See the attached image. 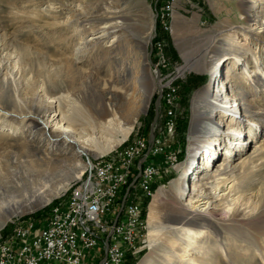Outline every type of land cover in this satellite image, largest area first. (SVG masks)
<instances>
[{
  "label": "rangeland",
  "instance_id": "374dc122",
  "mask_svg": "<svg viewBox=\"0 0 264 264\" xmlns=\"http://www.w3.org/2000/svg\"><path fill=\"white\" fill-rule=\"evenodd\" d=\"M240 1L185 0L183 2V0H179L175 11L170 16L168 35L171 41L168 43L165 40V51L171 62V70L177 74H183L181 80L188 85L194 78L205 76L207 73L214 80L217 78V83L214 88L211 85L212 80L207 84L209 77L207 75L205 82L199 83L200 85L197 88L194 87V90L189 94L181 90L182 99L189 105L187 111H185L186 105L184 109L188 114L187 118L182 115L178 128L173 135L169 136L168 142L176 144L179 141L182 152L186 145L185 156L181 159L182 152L176 153L177 161L173 164V173L163 178L155 188V195L161 189L165 193L158 206V218L155 223L160 232L164 231L165 234L163 232L160 234L158 245L152 249L149 241L151 225L148 222V237L146 233L145 247L140 253L142 255L132 256L136 260L132 264H141L148 255H154V258L152 257L155 259L154 264H167L165 261L167 255L161 250L164 249V245H170L169 242L172 239L178 242L176 247L187 244L183 243V239L187 241L188 234H184L183 239H180L181 236L172 234L179 229L180 224L174 223V220L183 217L181 209L184 208V203L188 199V187L201 178L200 192L209 193L208 185L205 183L212 181L215 171L225 164L227 169L225 175L235 174L236 181L239 182L241 181L240 176L243 174V178L249 182L245 189L247 191L244 192L246 198L244 197L242 202L248 203L255 200L258 204L260 203L261 197L259 198L257 192L260 189H258L260 183H264V111H262L264 110V96L263 101L257 103L260 110L254 111L259 113L257 122L260 126L257 129H252L253 134L249 133L248 126L252 121L248 116L254 114L243 113V110L244 116L241 117V120L245 121V124L242 123L238 126L231 121L230 115H223L222 111L217 110L213 117V123L220 121L222 130L219 132V136L214 135L212 144L207 148L201 147L194 155L193 160L190 158V121L193 122L195 114L202 118L203 115L208 116L206 114L210 111V108L204 103L205 100L202 97L199 98L198 94L207 86L213 88L214 93L217 85L220 86L221 82H224L223 88L231 90L237 98L244 88L240 83L242 81L240 79L241 66L233 65L232 56L228 54L233 49L229 38L234 34H237L240 39L243 38L244 27L248 25L250 19L256 18L254 14L258 9L256 8L258 0H250L253 7L249 14L243 10ZM155 3H158V0H0V60L3 56L6 60L11 59V64L8 66L10 67L8 79L0 85L4 90L3 95H0V105L10 113L6 117L0 115V217L7 206L11 205L15 208L16 203H28V201L40 199L42 196L37 191L44 192L70 182L67 190L54 196L50 200L51 203L44 204L49 203L47 206L42 207L44 206L42 205V208L39 207V210L31 213L28 211L33 210L18 213L19 216L13 218V221L0 231L1 239H5L6 235L12 233L15 224L21 222L27 224L32 220L41 219L51 209L68 201L77 190L82 188V182L86 181V176L93 169V164H100L101 161L116 157L129 144H140V136L143 134L144 127L146 133L150 132V126L154 119V102L158 95L157 79L154 72L150 74L142 67V62L143 57H147L145 48L149 47L153 32ZM126 8L134 10L133 13L132 11L129 13L130 10L124 12L123 10ZM72 9H76L77 13L81 12L84 16L92 15L91 13L96 15V22L91 23L92 30L90 31L92 32L102 24H114L115 20L114 22H112L113 20L106 21L107 17L103 13L105 9L117 12L118 15L124 14L127 20L118 33L107 34L101 42L96 44L93 42L85 51L80 52L78 50L80 49L79 43L81 37L86 36V33H82V26L79 27L76 24L77 19L72 18ZM260 11L257 26L262 30L260 38L264 41V7H261ZM160 15L164 18V12H160ZM69 17L72 19H68ZM120 20L123 21V18ZM130 26L137 36L140 35L141 39L139 40H142L140 44L143 53L135 47L132 37L134 35L132 33L130 35L126 31ZM4 43L7 45L5 50L2 45ZM13 52L18 56H20V52L22 53L21 60L19 59L20 62H18L20 65L14 64L16 58H14ZM262 56L264 59V53ZM197 63H199V69H184L186 64L194 66ZM214 63H217V73L212 76L210 68L214 66ZM5 66L4 63V69ZM221 67L224 71L223 76L218 78ZM19 68L21 71L24 70L21 78L17 75H10V71L15 72L20 70ZM144 71L148 73V81L143 75ZM44 72L46 73L44 74ZM44 75L47 77L51 75L49 84H47L50 95L59 96L64 92L75 101L81 104L84 102L89 106L94 105L100 98H105L106 102L113 101L119 105L124 103L126 109L135 110L130 121L134 125L132 133L115 149L104 155L93 154L90 151H81L82 154L78 155L74 154L72 150H67L60 157V160L63 161H57L60 151H52L54 156L51 152V140L54 139L51 134H54L53 131L56 129L51 126L54 123L51 119L55 114L56 103H50L48 96L43 95ZM26 78L29 79V82ZM34 79L37 80V83L33 87ZM139 81L142 83L141 86ZM204 84L207 85L196 92ZM36 93L43 95L42 99H39L35 95ZM245 94L242 98L246 101L247 95ZM150 98V106L145 112ZM249 99H251L250 96ZM63 102L62 108L68 109L69 102L66 99ZM185 119H188V123L185 129L184 145L180 129ZM31 120L37 121L42 128L33 126L30 123ZM46 121H49L48 125H46ZM208 121L206 120V124L209 125L211 122ZM78 123H76L77 128H81L82 125ZM241 130H243L241 134L243 136L236 134ZM106 136L111 137V135ZM199 136L197 140L199 138V140H204L207 134L204 132ZM244 138L246 142L242 144L241 140ZM241 145L244 146V150ZM187 147L188 152H186ZM217 155L219 157L216 160ZM251 155L254 157L251 166L253 170L249 175H246V172L242 173L241 165L244 158ZM187 157L188 159L185 161ZM48 160L53 162L49 163ZM89 162L91 163L90 167H88ZM27 171L31 176L33 175L31 178L35 179V184L26 182ZM188 177L190 182H187ZM16 178L22 179V181L16 182ZM173 183L178 184L180 190H177ZM132 184L128 187L125 204L133 202L136 199L135 194H138L139 183ZM221 189L226 192L227 188L223 186ZM263 202L261 200L260 206L262 207H264ZM150 205L148 203L147 213H149ZM48 206L51 207L41 218L34 215L38 211L45 210ZM122 209L121 207L120 213ZM210 211L213 212L217 220L221 219L222 209L213 207ZM246 217L240 215L231 226L222 225L220 221L218 231L221 233L219 232V237L212 236L208 243V245L210 244L209 250L206 245L200 246L197 242L193 245L190 253L208 255L210 258H205L206 264H264V225L256 223L255 218L251 216L247 215ZM129 258L130 256L127 260ZM176 261L179 262L175 258Z\"/></svg>",
  "mask_w": 264,
  "mask_h": 264
},
{
  "label": "bare ground",
  "instance_id": "6f19581e",
  "mask_svg": "<svg viewBox=\"0 0 264 264\" xmlns=\"http://www.w3.org/2000/svg\"><path fill=\"white\" fill-rule=\"evenodd\" d=\"M240 3L242 4L241 6L243 7V10L247 14H249L251 12V8L253 7L252 5L253 3H251L250 0H241ZM261 7H264V0H258V5H256V8L258 9L256 13L254 14L256 18L250 19L248 25L244 27L242 39H240L237 36V34H234V36L229 38L230 42H232L233 44V49L231 50V52H228V54L232 56L231 58L233 60L232 61L233 65L238 64L241 66L240 68L241 78L240 79H242V81L240 83L244 86V88H242L243 91H241V93H239V96L235 98L236 96L232 94L231 90H229L226 87L223 88L224 82H221L220 86L217 85V89L214 91V93H213V88H211L210 86H207L203 91H201L198 94L199 98L202 97V99L205 100L204 103H206V106L210 108V111L208 114H206L208 116L205 117L203 115L202 118L198 117L195 114L193 118V122H192V127H194V125L195 126L198 125L199 122H202L204 120H210L212 123H211L209 130L205 132L207 136L205 137L204 140H199L200 138L197 140L199 135H196V132H195L196 130L193 131V129H191V134H190V137H191L190 158L191 160H193L194 155L198 152V150L201 147L203 148L205 146L207 148L208 145L212 144V140H214L213 138L214 135L219 136V132L222 130V126L219 124L220 121L213 123V117H214L215 111L217 110L222 111L223 115H230L231 121L235 122L236 125L238 126L242 123L245 124V121L241 120V117L244 116L243 113H246V114L248 113L250 115L254 114L253 116H248L250 120L252 121L250 122L251 124H249L248 126V129H250L249 131L250 134H253V130H252L253 128L257 129L260 126V124L257 122V118H258L257 116H259V113L254 112V111L260 110L257 103L263 101L262 99L264 96V62H263L264 59L262 56V54L264 53V41H262V39L260 38V33L262 32V30L260 29L259 26H257L259 22L258 16H260L259 13L261 12L260 11ZM72 11H73V13L71 12L72 18L77 19L76 24L79 27L82 26L81 28L82 33H86V36L83 35L81 37V42L79 43L80 49L78 50H80V52L85 51L93 42L95 44L97 42H101L103 38L106 37L107 34H110L112 32L118 33V31L122 29L121 27H123V24H125V21L127 20L124 14L118 15L117 12H113L110 9H105L103 13L107 17L106 21L113 20L112 22H114L115 20L114 24H111V25H107L108 23H106L105 25L102 24L101 27H99L96 31L92 32L90 31L92 30L91 23L93 21L96 22L95 21L96 15L94 13H91L92 15L87 14V16H84L81 12L77 13L76 9L75 10L72 9ZM131 11L133 13L134 10H130L129 13H131ZM153 11H154V16H156L155 9H153ZM157 13H158V10H157ZM72 18L69 17L68 19H72ZM121 18H123V21L120 20ZM153 29H154V26H153ZM129 30L132 32L131 26ZM4 36H6L5 33H4ZM140 42L142 43V40L141 41L138 40L139 44L137 45L139 46V48H142ZM2 45H3V49L5 50L7 48L6 47L7 45L5 43ZM234 45H236L235 48H234ZM27 48L29 47L27 46ZM13 54H14V58H16V60L14 61V64L17 66L18 62H20L19 59L21 60L22 53L21 52L19 53L20 56H18L17 53L15 54V52H13ZM10 60L11 59H8V60L4 59V56L2 60H0V85L2 84V82L8 79V74H9L8 71L10 68L8 66L11 64ZM4 63L6 65L5 69H4ZM191 65L186 64L184 66V69L186 68H196V69L198 68L199 69V63L195 64L194 66H191ZM216 69H217V63H214V66L210 68L212 76L216 75L217 73ZM23 71H21V69L15 72L10 71L11 73L10 75L11 76L17 75L19 78H21ZM45 73L46 72H44V74ZM154 73L156 74V72ZM177 75H183V74L178 73ZM50 76L51 75H49L48 77L47 76L44 77L45 86L43 87V95L48 96L50 103H56V109L54 110L55 114L53 115V118L51 119V121L54 122L51 126L56 128L53 131L54 134H51L52 138H54L53 140H51L52 141L51 152L60 151L58 152L59 157L57 161H63V160H60V157L63 156V154H65V151L67 150H70V151L72 150L74 151V154H78V155L82 154L81 151L82 152L90 151L93 154L104 155L110 152L111 150L115 149L119 144H121L125 139H127L128 136L132 133L134 125L130 121L132 119V116L134 115L133 113L135 112V110H131L129 108L126 109L124 103H122V105L121 104L119 105V103L113 102V101L106 102L105 98H100L99 100L96 101L94 105L89 106L85 104L84 102L83 104H81L75 101V99H72L69 94H64V92L59 96L50 95L48 92L49 89L47 88V84H49V81H50L49 80ZM13 79H16V78H13ZM216 79L217 78H215V80ZM27 81L29 82V79ZM42 82L41 84H43ZM36 83H37V80L33 82L32 86L34 87ZM213 83L214 85L216 84L215 81H213ZM3 91H4L3 86H1L0 95H3ZM244 94L247 95L246 101L242 98L244 97ZM35 95H37L39 99H42L43 97V95L41 94L38 95L36 93ZM249 96L251 97V99H249ZM124 97L127 98V96H124ZM65 99L69 102L68 104L69 107L66 110L62 108L63 107L62 104L64 103L63 100L65 101ZM150 103H151V98L149 100L148 106L150 105ZM241 106L243 107L241 108ZM228 107H232V108H228ZM9 114L10 113L6 110V108L0 105V115L6 117ZM254 121L256 122L253 124ZM30 123H32L33 126L35 127L42 128V126L35 120H31ZM76 123L82 125V127L77 128ZM48 124H49V121H46V125ZM242 133H243V130L237 131L236 134H238L239 136H243L241 135ZM104 134L111 135V137H107ZM241 142H243L242 144H244L246 142L245 138L242 139ZM177 143H179V141ZM242 146L243 145H241V148H243L244 150V146L243 147ZM31 148L34 149L33 146H31ZM52 155L54 156L55 154H53L52 152ZM108 161L109 159H107V161L105 160L101 161V163H107ZM176 161H177V156L175 157L174 162ZM47 162L52 163L53 161L48 160ZM253 162H254V157L252 155L250 157L244 158V160L242 161V165H241L242 173L246 172V175H249V173L253 170L251 167ZM90 166H91V163L89 162L88 167ZM93 169H94V164H93ZM226 171L227 169H226V164H225L224 166H222L221 168H218L215 171V173L213 174L212 181L205 183L206 185H208L207 188L210 191L209 193L205 191L204 193L200 192V188H201L200 179L201 178L198 179L199 180L198 182L195 181L192 183V186L190 185L188 187V190H187L188 194L186 193L188 199L186 203H184V208L181 209V213L183 217H180L174 220L175 221L174 223L180 224L179 229L177 230L176 233L174 232L172 234L176 236H181L180 239H183L184 234H188L187 241L183 239V243L185 242L187 244L185 245L182 244V246L176 247L175 245L178 242H175L173 239L170 242L168 241L171 244L170 245L168 244L167 246L164 245V249H161L162 251L165 252L164 254L167 255V257L165 256V258L167 259L165 260L167 264H206L205 258H208V259L210 258L208 255L199 254L195 252L190 253V252L193 249V245L197 244V242L200 246L206 245V248H208L209 250L210 244L208 245V243L212 239V236L215 235L219 237L221 233V231H218V229H220L218 226L220 221L222 225L231 226L233 225L234 221L238 220V217L240 215L241 217H246L248 215V216L255 218L256 223H260V225L262 223L264 225V207L260 206L261 200L264 201V183H260L261 185L260 187H258V189L259 188L260 189L257 193L259 194V198L261 197V200H259L260 201L259 204L257 201L255 202L254 199H253L254 202L249 201L248 203H243L242 201H243V198L245 197L244 192L247 191L245 189H247V185L249 184V182H246V180L243 178V174L240 176L241 181L237 182L236 181L237 177L235 176V174L225 175ZM139 172L140 170L138 171V175H139ZM26 174H27V177L25 176L26 182L35 184L36 182L35 179L31 178L33 175L31 176L28 171L26 172ZM28 177L30 178L27 179ZM16 179H17L15 180L16 182H18V180L22 181V179H18V178ZM187 179H188L187 181L190 182L189 177ZM69 183L70 182L64 183L62 184V186L56 187L54 189H47L44 192L37 191L42 196V198L40 199H36V200L30 199L31 201H28V203H22V202L16 203L15 208H13L14 213L17 214L16 217L19 216L18 213H22L28 210L38 209L39 207L44 205L46 202H50V200L54 196L67 190V188L70 185ZM173 184L178 190L179 185L175 183ZM132 185L134 186V184ZM154 186L153 188H155ZM223 186H226L227 188L226 192H223V190L221 189V187ZM137 188H139V186ZM127 192H128V189H127ZM255 194H256V191H255ZM126 195H125V200L127 197ZM163 195H165V193H163V190L161 189L157 192L155 197H153L154 198L152 199L153 201L150 198V201H152V203L149 202L151 204L149 213H147L148 211L147 202H145L144 204V208L146 209L145 216L147 220V237H148V229H149L148 222H149V225H151V230L149 233V241H150L151 248L158 245L160 234H162V232L163 234H165L164 231L160 232L158 227L155 225L156 220L158 218V206L160 202L162 201ZM133 202L130 201L128 204H132ZM60 206L61 205H58L57 207H54L53 209H58ZM185 206H189V207H185ZM213 207L214 208L219 207L220 209H222L221 219L217 220L213 212L210 211V209ZM2 215L3 213L1 214V216ZM241 220H244V219H241ZM2 221L6 223V221L8 220H6L5 218ZM34 223L35 221L32 220L28 222L26 225H33ZM152 257L154 258V255L153 256L148 255L141 264H154L155 259H152ZM175 258L176 260L178 259L179 262L177 261L175 262Z\"/></svg>",
  "mask_w": 264,
  "mask_h": 264
},
{
  "label": "built area",
  "instance_id": "2783aa9c",
  "mask_svg": "<svg viewBox=\"0 0 264 264\" xmlns=\"http://www.w3.org/2000/svg\"><path fill=\"white\" fill-rule=\"evenodd\" d=\"M178 1L156 3L158 12H164L160 21L166 31ZM165 45L157 20L152 59L160 68L163 92L153 141L151 126L149 133L144 127L140 145L130 144L107 163L94 164L82 188L58 209L33 225L15 224L10 235L0 238V264H124L142 252L147 233L144 204L153 199V186L173 173L176 152H182L181 144H171L168 138L184 113L183 77L171 70ZM132 183H139V191L132 204H125Z\"/></svg>",
  "mask_w": 264,
  "mask_h": 264
},
{
  "label": "water",
  "instance_id": "95a60500",
  "mask_svg": "<svg viewBox=\"0 0 264 264\" xmlns=\"http://www.w3.org/2000/svg\"><path fill=\"white\" fill-rule=\"evenodd\" d=\"M124 1V0H123ZM155 7H154V9H155V11H156V16H155V20H154V29H153V34L151 35V37H150V46L148 47V48H145V50H146V52H147V58H145V57H143V62H142V64H144L143 65V67H144V69H146V71H148V73H153V72H156V79H157V88H158V95H157V98H156V100H155V102H154V119H153V122H152V124H151V132H150V140L151 141H153V139H154V137H155V133H154V126H155V124L158 122V119H159V114H160V106H161V100H162V92H163V83H162V80H161V75H160V68L159 67H157L156 66V64L154 63V61H153V59H152V52H153V41H154V39H155V37L157 36V18H158V13H157V8H156V3H155V5H154ZM127 10H130L129 8H126L125 10H123L124 12H126ZM128 12V11H127ZM128 24V23H127ZM130 28L129 27H127V31H129V34L130 35H134V36H132L133 37V39H134V44H135V47L137 48V49H139V50H141V53H143V49L141 48H139V46L137 45V44H139L138 43V40L140 39V35H138L137 36V34L135 35V33L136 32H134V31H130L129 30ZM132 29V28H131ZM132 33V34H131ZM137 38H136V37ZM145 56V55H144ZM222 68V67H221ZM220 68V70H222V71H220L219 73V76L220 77H222L223 76V69H221ZM156 69V70H155ZM142 71H143V69H142ZM141 71V72H142ZM146 71H144V76H146V80L148 81L149 79H147L148 78V73L146 72ZM207 75L209 76L208 77V81H207V84L212 80V86H213V88H214V83H213V78L211 77V75L209 74V73H207ZM141 76H142V73H141ZM218 76V77H219ZM216 83H217V79L216 80H214ZM146 82V81H145ZM144 82V83H145ZM139 83H140V86L142 85V83L139 81ZM147 83V82H146ZM207 84H204V85H202L199 89H197L196 90V92L198 91V90H200L201 88H203V87H205ZM150 106V105H149ZM148 106V107H149ZM148 107H147V109H148ZM147 109H146V111L145 112H147ZM191 110H192V102H191ZM192 114V113H191ZM191 117H192V115H191ZM210 121V120H209ZM211 122V121H210ZM212 123V122H211ZM211 123L208 125V124H206V120H204V121H202V122H199V124L198 125H194V127H192V121H190V124H189V134H190V132H191V129H193V131H195L196 133H197V135H200L201 133H203V132H207L208 130H209V128H210V126H211ZM186 152H188V147H187V151ZM189 154L187 153V156H188ZM218 155L215 157V159L217 160L218 159ZM188 159V157L185 159V161ZM190 173H191V171H190ZM188 182V181H187ZM47 206V205H46ZM10 207V208H9ZM9 207H7L6 209H5V212L3 213V215L1 216V218H0V231L2 230V229H4L5 227H6V225L9 223V222H12L13 221V218H15L16 216H17V214H15L14 213V210H13V207L11 206V205H9ZM43 207H45V205L43 206ZM40 208H42V207H40ZM40 208H38V209H36V210H33V211H28L29 213H31V212H34V211H37V210H39ZM27 213V212H26ZM6 218V220H8V221H6V223H4L2 220L3 219H5Z\"/></svg>",
  "mask_w": 264,
  "mask_h": 264
},
{
  "label": "trees",
  "instance_id": "16d2710c",
  "mask_svg": "<svg viewBox=\"0 0 264 264\" xmlns=\"http://www.w3.org/2000/svg\"><path fill=\"white\" fill-rule=\"evenodd\" d=\"M160 20H164V18H162V16L160 15V12H159V16H158V33H159V37L161 38V39H164V40H166L168 43H170V41H171V39H170V37H169V35H168V31H164V29H163V26H162V23H161V21ZM165 37V38H164ZM168 53V52H167ZM208 76L207 75H205V76H200L199 78H194V80L192 81V83L191 84H186V82H182V85H181V89L184 91V92H186L187 94H189L192 90H194L193 88L195 87V88H197L201 83H203V82H205V80H206V78H207ZM200 83V84H199ZM187 100H188V98H187ZM188 102V101H187ZM185 105H186V109H185ZM189 105L186 103V101H184L183 100V108L185 109V111H187V107H188ZM185 111H184V113H183V115L184 116H186V118H187V114L188 113H185ZM187 123H188V119L186 120H184L183 121V123H182V125H181V131L180 132H182L181 133V135H182V139H183V141H184V145H185V129L187 128ZM186 146V145H185ZM185 146H184V148H183V152L181 153V156H180V158L182 159L184 156H185ZM155 188L157 187V185H155L154 186ZM149 199L147 200V204L149 203ZM51 206H48L45 210H41V211H38L36 214H34L36 217L38 216V217H41V216H43V214H45V212H46V210L48 209L49 210V208H50ZM145 213H146V209H145ZM7 236V235H6ZM140 255H142V254H140ZM134 262H136V260H135V258H133L132 256H130V258L126 261V263L125 264H132V263H134Z\"/></svg>",
  "mask_w": 264,
  "mask_h": 264
},
{
  "label": "crops",
  "instance_id": "0c3cea01",
  "mask_svg": "<svg viewBox=\"0 0 264 264\" xmlns=\"http://www.w3.org/2000/svg\"><path fill=\"white\" fill-rule=\"evenodd\" d=\"M185 0H183V2H184ZM183 2H181V3H183ZM181 5V4H180Z\"/></svg>",
  "mask_w": 264,
  "mask_h": 264
}]
</instances>
